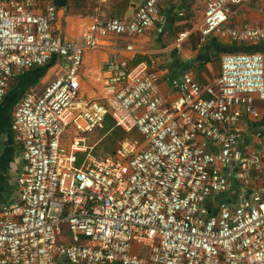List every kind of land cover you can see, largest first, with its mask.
<instances>
[{
    "label": "built area",
    "instance_id": "2783aa9c",
    "mask_svg": "<svg viewBox=\"0 0 264 264\" xmlns=\"http://www.w3.org/2000/svg\"><path fill=\"white\" fill-rule=\"evenodd\" d=\"M181 1L145 0L130 21H95L79 42H65L55 6L43 13L40 0H0V104L15 76L62 60V75L12 111L19 200L0 208V264H264V136L246 151L239 126L264 101L263 55L222 56L212 85L168 79L171 104L156 72L123 59L106 65L101 100L80 95L86 50L143 36L160 22V4ZM191 1L204 7L199 46L210 36L264 43V26L228 25L230 6L252 0ZM107 118L124 137L113 153L94 155L89 134ZM232 180L242 186L236 202L209 208ZM138 245L146 256L134 253Z\"/></svg>",
    "mask_w": 264,
    "mask_h": 264
},
{
    "label": "crops",
    "instance_id": "0c3cea01",
    "mask_svg": "<svg viewBox=\"0 0 264 264\" xmlns=\"http://www.w3.org/2000/svg\"><path fill=\"white\" fill-rule=\"evenodd\" d=\"M131 4L132 0H40V9L44 13L47 5L55 6V34L65 42H79L80 37L95 21H130L137 10L129 15ZM203 8L191 0L160 4V22L143 36L102 38L96 49L84 52L79 73L80 95L87 100L103 98L105 68L114 59L128 61L129 68L145 64L150 71L156 72L160 77V92L165 102L171 104L175 96L168 79L190 75L202 85H212L219 76L222 56L255 53L264 56V43L252 46L210 36L199 46ZM228 25L234 28L247 25L264 26V0L232 4ZM181 34H186V37L181 43H177ZM128 46L133 49L127 50ZM61 75L62 60L56 56L46 65L22 73L18 86L26 92L41 95L45 88ZM255 107L257 118L244 114L239 121L243 130L241 146L246 151L263 144L264 101H256ZM11 114L12 111L4 99L0 104V208L19 200L16 181L21 166V150L12 136ZM74 135V131L68 129L61 139V144L70 146ZM88 138L90 144L94 138L90 134ZM241 190V184L232 180L226 192L213 197L207 206L215 211L217 204L221 202L234 203ZM60 240L70 243L69 234H63ZM133 251L142 256L147 255V248L144 246H135Z\"/></svg>",
    "mask_w": 264,
    "mask_h": 264
},
{
    "label": "rangeland",
    "instance_id": "374dc122",
    "mask_svg": "<svg viewBox=\"0 0 264 264\" xmlns=\"http://www.w3.org/2000/svg\"><path fill=\"white\" fill-rule=\"evenodd\" d=\"M105 129V125H103L101 129H97L90 134L94 138L92 139V142H90V145L95 144L94 155L98 152L113 153L117 149L120 140L123 138L120 131L109 129V131L106 132ZM134 136L141 140L139 134L135 133Z\"/></svg>",
    "mask_w": 264,
    "mask_h": 264
},
{
    "label": "trees",
    "instance_id": "16d2710c",
    "mask_svg": "<svg viewBox=\"0 0 264 264\" xmlns=\"http://www.w3.org/2000/svg\"><path fill=\"white\" fill-rule=\"evenodd\" d=\"M21 75L15 76L10 81V85H9V89L10 90L8 91V93L6 95V98H5L6 99V102L9 101V100L14 102V101L19 100L22 97V91H23V89H21L18 86L19 77ZM104 125H105V128H106L105 129L106 132L109 131V129H113L115 131H120L121 132V136L123 135V137H124V133L120 129L114 127V123L111 120V118H107L106 121H105V123H104Z\"/></svg>",
    "mask_w": 264,
    "mask_h": 264
},
{
    "label": "water",
    "instance_id": "95a60500",
    "mask_svg": "<svg viewBox=\"0 0 264 264\" xmlns=\"http://www.w3.org/2000/svg\"><path fill=\"white\" fill-rule=\"evenodd\" d=\"M143 0H132V4L130 5V9H129V15H132L133 12L136 10V8H138L141 4H142ZM26 92V90H23L22 91V96L24 95V93ZM22 98V97H21ZM20 98V99H21ZM20 101V100H19ZM18 100L17 101H7L6 103L8 104L9 108L11 109V111L14 110L15 106L17 105V103L19 102ZM12 115V114H11ZM12 136H13V133H12ZM9 205H12L9 204Z\"/></svg>",
    "mask_w": 264,
    "mask_h": 264
}]
</instances>
